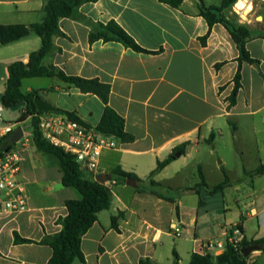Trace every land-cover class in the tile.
<instances>
[{"label":"crops","instance_id":"1","mask_svg":"<svg viewBox=\"0 0 264 264\" xmlns=\"http://www.w3.org/2000/svg\"><path fill=\"white\" fill-rule=\"evenodd\" d=\"M48 1L0 0V24L40 23ZM222 2L183 0L173 7L162 0H98L79 8L81 18L60 20L66 36L54 38L55 50L46 55L44 64H54L70 76L109 84L108 104L124 118L126 131L135 137L130 143L117 141L116 148L104 151L98 174L121 167L142 181H151L158 161L184 145L185 152L152 180L161 185V181L180 179L188 168L198 171L199 181L201 169L209 187L221 183L210 182L215 173L216 179L221 176L225 180L226 172L230 180L217 194L202 189L199 194L185 190L175 196L160 192L162 197L151 193L154 188L139 192V187L122 180L106 182L114 194L112 206L99 213L98 221L83 236L85 262L77 264H140L142 258H150L153 264H174V250L180 264H188L193 253H202L204 243L223 237L232 227L241 226L243 239L249 241L264 237V206L261 210L255 206V200L264 205V185L256 189L253 179L252 190L246 187L250 173L264 163V26L250 25L254 11L250 4L241 13L233 8L239 17L247 14L246 21L239 22L252 30L247 48L259 65L242 64V86L236 104L230 107L240 52L226 27L221 23L210 26L200 11L201 3L219 7ZM229 14L234 15L232 10ZM111 20L151 52H138L117 41L90 43V23ZM41 46L42 39L36 34L8 45L0 43L1 101L8 67L16 61L28 63L30 54ZM28 79L33 78L23 80L24 92L40 91L44 101L76 112L88 126L100 123L105 104L97 95L56 77L24 83ZM20 112L14 122L17 128L31 122L29 130L22 128L23 142H27L18 151L28 209L0 213V264H48L53 249L40 241L62 230L58 220L68 214L66 200L81 199L82 195L63 185L58 161L46 160V154L37 149L32 118L18 123L24 111ZM251 139L258 141L256 151L261 157L256 162L248 157L240 167L241 174L232 176L224 146L237 151L235 145H239L243 154L255 143ZM91 173L87 178L95 179L97 175ZM262 177L264 174L255 176ZM191 192L195 194H187ZM119 212L123 216L117 230L111 218ZM15 233L34 242L16 243ZM212 256L216 259L219 254ZM262 257L263 249L254 251L247 257L248 263L258 264Z\"/></svg>","mask_w":264,"mask_h":264},{"label":"trees","instance_id":"2","mask_svg":"<svg viewBox=\"0 0 264 264\" xmlns=\"http://www.w3.org/2000/svg\"><path fill=\"white\" fill-rule=\"evenodd\" d=\"M98 0H49L45 6V18L40 23L30 25L26 24H0V43L8 45L17 42L31 34H36L42 39L40 49L32 52L28 63L16 61L8 67V79L6 90L2 96V104L7 109L20 102H25L24 111L18 123L23 122L27 117L32 118V138L37 149L44 154L53 156L59 163L62 170V183L66 187L76 188L82 195L81 199H69L65 204L68 208V214L60 217L58 223L62 225V230L54 235H45L40 241L41 244L49 245L53 249V255L48 264H77L85 262V255L82 251V238L88 230L98 221L100 212L109 210L114 200V194L109 186L101 184L95 179L87 178L85 168L77 161L75 155L66 152L62 147L52 144L43 136L39 129V118L36 116L43 113L37 109L35 97L40 91L24 92L22 90L23 80L26 78L36 77H56L70 86L79 88L84 93L97 95L105 104V109L100 123L96 126L97 130L107 136H111L121 143H130L135 140L134 135L128 133L125 129V120L112 107L109 106L108 100L110 95V85L102 83L98 79H86L79 76L67 75L63 70L54 64L45 65L44 58L47 54L55 50L54 38L65 37L66 34L60 28L62 18H81L78 15L79 8L91 2ZM173 7H178L183 0H162ZM238 0H223L221 6L207 7L201 3V15L206 19L210 26L221 23L229 31L233 41L236 43L240 52L238 61L239 68L234 78V88L229 96L230 107L237 102L238 92L242 86V64L244 62L259 65V61L253 58L247 48V43L252 38V30L249 26L239 23L235 18L229 15L230 8ZM91 31L89 33L90 43L97 41L111 42L117 41L138 52H151L142 48L135 39L116 21L111 20L107 23H90ZM264 37V33L262 35ZM207 36L203 37L206 40ZM221 64H218L219 67ZM57 109V108H56ZM55 112L67 115L71 120L85 124L76 112L57 109ZM86 125V124H85ZM17 129V128H16ZM15 131V130H14ZM13 131V132H14ZM9 133L0 139V157L5 152L14 149L16 143H11ZM185 152V146L177 147L174 152L163 161H158L157 167L150 174L151 184L153 187L160 186V183L152 180L153 176L162 171L168 164L176 159V153ZM114 181L122 180L126 182L128 177L142 181L135 174L124 171L121 167H116L113 171ZM201 181L196 188H189V191L200 193L205 189L210 194H217L225 190L230 184L228 175L225 172V180L220 184L209 187L205 180L203 171L199 170ZM264 174V163L256 170L250 173L251 177ZM139 192L143 191L139 185ZM151 193L162 197L163 195L157 190L152 189ZM123 212L112 216L111 225L119 230V220ZM243 232V228L238 226ZM16 243L34 242L29 239L20 237L15 233ZM252 243H258L263 246L264 237L257 241L243 239L239 247L228 245L226 250L216 257L211 254L193 253L188 264H249L248 258L241 255L243 247ZM174 264H180V257L174 250ZM140 264H153L150 258H142Z\"/></svg>","mask_w":264,"mask_h":264},{"label":"built area","instance_id":"3","mask_svg":"<svg viewBox=\"0 0 264 264\" xmlns=\"http://www.w3.org/2000/svg\"><path fill=\"white\" fill-rule=\"evenodd\" d=\"M252 4L253 0H245ZM264 1V0H262ZM5 106L0 104V139L13 132L17 125L6 123L3 118ZM39 118V129L52 144L62 147L66 152L76 156L83 168L98 175L100 158L104 151L114 149L117 141L111 136L97 130L96 127L71 120L67 115L48 111L36 115ZM22 138L14 149L0 157V213L19 212L28 209L26 185L20 179L21 164L19 150L25 146ZM243 240L239 227L225 231L223 237L209 240L201 247L204 254H222L228 245L239 247Z\"/></svg>","mask_w":264,"mask_h":264},{"label":"rangeland","instance_id":"4","mask_svg":"<svg viewBox=\"0 0 264 264\" xmlns=\"http://www.w3.org/2000/svg\"><path fill=\"white\" fill-rule=\"evenodd\" d=\"M252 4H250L254 11H253V15H252V24H261L264 26V1L261 0H253L251 1ZM237 3V2H236ZM235 3V4H236ZM233 5L230 10L233 11L234 15L229 14L231 17L235 18L238 22L239 19H242L243 21H246V16L247 14H245V16H240L239 17V10L236 8V5ZM250 6V7H251ZM236 8L239 12H237L236 10H234L233 8ZM229 10V11H230ZM241 13V12H240ZM238 17V18H237ZM257 17H259L258 19H256ZM240 23V22H239ZM30 81H34V82H38V81H49V78H33L26 80L24 83H29ZM25 84V85H26ZM2 103L1 99H0V104ZM21 112L20 110L17 111H12L11 109H7L5 108V111L3 113V118L5 120L6 123H14L15 121H17V119L20 117ZM31 126V122H24L22 124V128L24 129V131L29 130ZM17 128V127H16ZM248 140V139H247ZM250 140V139H249ZM253 140V142L255 143H250V148H248V150H244L245 152L242 154L241 153V148H239V145H235L236 148L238 149L237 151L232 150V148H228L227 146H224V156H226L227 162H228V168L230 173L232 174V176H236L238 174H241V170L240 167L243 164V161L245 159H247L248 157H251L255 160V162L258 160L259 157H261V155L256 151L257 149V145H258V141H256V139H251ZM260 142V141H259ZM261 142H263V139H261ZM249 147V145H248ZM46 160L50 161L51 159H53L54 161L56 160L53 156L47 155L46 154ZM264 158V157H261ZM57 161V160H56ZM254 162V163H255ZM85 174L87 175V177H92V173L91 171L85 169ZM216 173L213 175V177L210 179L212 184H217L218 182H222L224 180L223 177L220 176V178L216 179ZM254 179V181L256 182V189L260 190L261 187L264 185V177L257 179V178H253L250 177L248 181H246V187L250 190H252L253 188V184H252V180ZM199 175H198V171L194 170L192 168H188L184 171V176L180 179H175L173 181H161V185L158 187H153L151 184V181H141L140 182V187L142 190L145 189H157L159 192L163 193L166 196H175L178 194L183 193V191L187 190L188 188H196L197 185L199 184ZM131 189V188H130ZM189 191V190H188ZM147 192V191H146ZM205 193V192H204ZM187 194H195L194 192L191 193H187ZM260 195H262V193H259ZM254 200V199H253ZM255 206L261 210V208L264 206L262 203H260V201H256L255 200ZM171 251L169 249L168 251V256L170 255ZM258 264H264V257L261 258V260L259 261Z\"/></svg>","mask_w":264,"mask_h":264},{"label":"water","instance_id":"5","mask_svg":"<svg viewBox=\"0 0 264 264\" xmlns=\"http://www.w3.org/2000/svg\"><path fill=\"white\" fill-rule=\"evenodd\" d=\"M34 101H35V104H36L37 109L39 111H42V112L53 111V112H55L57 110L56 107H54L52 104L44 101L39 95H37L35 97ZM24 106H25V102H20L19 104L13 106L11 108V110L17 111ZM23 134H24V131L21 127H18L17 129H15V131L12 133V135L10 137L11 143H13V144L17 143L22 138ZM180 155H181L180 152L176 153L177 157ZM95 180L101 184H104L106 182L113 181L114 180V174L113 173H99L96 176ZM126 184L128 186H132L134 188L139 187L138 181L132 177H128L126 179ZM262 249H263V246L261 244L252 243V244L242 248L241 255L243 257L247 258L252 252L262 250Z\"/></svg>","mask_w":264,"mask_h":264},{"label":"bare ground","instance_id":"6","mask_svg":"<svg viewBox=\"0 0 264 264\" xmlns=\"http://www.w3.org/2000/svg\"><path fill=\"white\" fill-rule=\"evenodd\" d=\"M248 6V4L246 3L245 0H238L237 2V9L240 11V12H243L244 9Z\"/></svg>","mask_w":264,"mask_h":264}]
</instances>
